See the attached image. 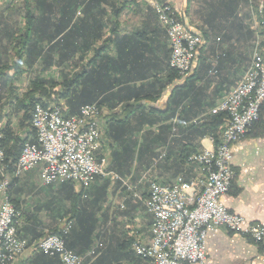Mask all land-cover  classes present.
<instances>
[{
  "label": "crops",
  "instance_id": "crops-1",
  "mask_svg": "<svg viewBox=\"0 0 264 264\" xmlns=\"http://www.w3.org/2000/svg\"><path fill=\"white\" fill-rule=\"evenodd\" d=\"M9 1L6 0L0 6L4 8L0 16L8 13L6 7ZM153 1L134 0L130 7L116 17L110 11V6L105 5L107 12L102 20V36L91 40L86 48L76 50L67 69L70 77L84 67V74L78 79L83 81L82 101L101 103L103 147L98 156L105 154L109 168L123 178H128V182L142 196L148 189V180L156 179L168 184L178 175L190 180L198 174L197 164L189 156L205 147L215 146L220 129L215 134L202 135L199 131L190 133L187 129L189 123L196 120L201 122L200 119L219 103L225 92L240 81L251 66L253 50H257V45L249 47L245 39H240L237 42L239 55L233 51L228 58L219 62L218 56H224L223 50L236 43L234 39L218 43L219 39L215 37L212 46L206 47V43L192 62L189 75L196 71L198 79L186 83L184 75L171 79L167 65L170 55L167 34L152 12ZM159 1L170 3L180 10L188 27L200 33L203 25L199 13L202 0ZM256 1L240 0L237 6L240 12L249 11L247 22L250 28L255 21L251 15ZM14 16L10 13L6 22L14 25ZM17 23L21 25V22ZM112 25L115 27L114 32L111 31ZM1 27L0 23V31ZM7 44L6 38L0 35V56L4 60L12 56ZM199 56L204 58L205 64L202 59L198 63ZM24 68L20 79L14 82L19 95L25 89L20 87L24 79L22 76L28 72L27 67ZM8 72L12 70L8 69ZM77 89L80 91V87ZM59 101L65 102L63 99ZM9 107L10 104H7L3 114L8 115ZM22 113L19 110L9 117L4 115L0 120V128L8 125L18 136L28 137L25 129L19 126ZM232 165L235 176L229 192L222 198L225 205L231 211L243 215L247 223L264 226V107L260 121L234 145ZM104 183L107 184L106 199L101 210L96 213L97 224L91 238L99 239V248L102 247L101 238L105 231L107 235L111 233L110 225L114 217L113 222L117 223L114 234L121 232L133 239L136 233L143 241L148 240L152 215L121 181L96 177L80 199L97 197V187ZM70 184L74 189V185ZM60 186V183L42 185L35 168L23 172L17 183L9 188L10 196L22 212L19 232L28 241L43 236L47 230L45 227H53L64 221L70 201L61 199L64 193L60 192ZM114 209L118 211L112 214ZM104 211H108V217ZM71 235L73 238L76 234L72 232ZM87 241L88 237L85 239ZM81 249H84L81 243L74 245V250L80 251L78 254L86 251ZM103 249L105 251L99 259L92 255L84 264H148L146 260L135 256L131 246L123 250L116 242L107 243L106 239ZM74 250L71 251L76 253ZM206 252L211 264H264V240L254 242L225 227L207 231ZM32 254L34 252H26L13 264H26ZM49 263L47 260L41 264Z\"/></svg>",
  "mask_w": 264,
  "mask_h": 264
},
{
  "label": "built area",
  "instance_id": "built-area-1",
  "mask_svg": "<svg viewBox=\"0 0 264 264\" xmlns=\"http://www.w3.org/2000/svg\"><path fill=\"white\" fill-rule=\"evenodd\" d=\"M152 7L167 34L169 67L183 75L198 55L202 36L188 27L170 3L153 1ZM258 12L264 23V0H259ZM263 104L264 56L255 50L250 68L209 111L223 113V123L215 146L189 156L197 164L198 174L190 180L178 175L168 184L148 180V189L142 196L128 178L109 168L105 154L98 156L103 140L102 108L97 103L84 104L76 114L68 115L63 101L48 106L36 102L34 105H41V112L32 115L31 109L34 141L24 143L11 170H8L0 128V264L15 263L26 250L57 255L62 264H82L100 246L97 241L86 254L80 255L68 249L59 234L48 233L31 244L20 236L21 210L11 200L7 186H11L13 178L35 168L42 185L70 182L80 194L96 177L121 181L152 215L148 240L143 241L135 233L131 245L135 254L148 264H211L207 258L206 235L208 230L220 227L254 242L263 241L264 226L247 223L243 215L231 211L222 199L235 176L234 145L259 119ZM68 228L69 224L64 232Z\"/></svg>",
  "mask_w": 264,
  "mask_h": 264
},
{
  "label": "trees",
  "instance_id": "trees-1",
  "mask_svg": "<svg viewBox=\"0 0 264 264\" xmlns=\"http://www.w3.org/2000/svg\"><path fill=\"white\" fill-rule=\"evenodd\" d=\"M132 3H134V0L9 1V6L11 7H6V12L8 13L5 14L6 16H0V23L2 24L0 35L2 38H6L7 45L10 47L11 51H13V54L10 56V59L6 58L5 60L0 56V120L6 115V113L3 114V112L7 104H10L8 115H6L8 117L11 116L12 113L22 110L23 113L19 119V126L25 129L29 138L26 136L23 138L18 136L8 125L3 129L1 128L3 132L2 146L6 153L8 170H11L12 165L17 161L24 143L34 141V131L30 125V114L36 102L48 106L57 102L56 99H63L68 106V115L76 114L82 105L89 103L82 101L83 81L78 80L79 77H82L84 74V67H81L80 72H78L80 74L77 73L75 76L69 77L67 66L66 71L63 70L60 74L59 80L55 79L49 73L46 76H42V73L46 72L56 59L57 63H68L76 50L86 48L91 44L89 43L91 40L95 41L102 36V28L104 25L102 20L107 12L105 5L110 6V11L113 13V16L116 17L125 8L130 7ZM239 3L240 0H202L201 10H199L203 20V25L199 33L202 36V43L198 48L199 53L201 49L206 46V43V47H211L213 41H215V37H218V43L229 41V39H234L236 43L235 45L231 44L229 49L223 50L224 56L221 57V55H219L218 61L228 58L233 51L239 55V44H237V42L240 39H245L247 41L246 45L252 47V43L255 41V33L250 28L249 22H247L250 17L249 11L247 12V10L242 9L243 11L240 12L237 9ZM102 5H104V7ZM152 12H154L157 18L154 9H152ZM10 13L15 15L14 18L21 17L24 21L23 27L18 26L17 22H15L14 25H10L6 22V18L10 16ZM258 20L262 25L261 34L264 37V23L259 15ZM160 27L163 28L161 25ZM221 30L222 34L220 33ZM111 31H115L114 25H112ZM261 45H263L264 48V40H262ZM262 52L264 54V50ZM201 59L202 63L205 64V60L202 56H199L198 63L200 64ZM8 61H11L10 66L8 65ZM167 65L171 79L183 77L184 75L186 83L191 80L194 82V80L199 78L196 71H193L191 75H189L190 70L180 75L176 70L169 67V64ZM24 67H27L33 76L29 79V83L26 85L22 94L19 95L16 92L14 82L20 79L25 70ZM8 69H11L12 72L9 73ZM78 87H80V91L77 89ZM190 90L191 88H189V91ZM52 93L56 95L55 98L51 96ZM44 99L46 100L44 101ZM97 104L100 106L101 103L98 102ZM263 107L264 104L261 106L259 119L253 126L260 121ZM200 120L202 121L198 122V120H196V122L189 123L187 129L190 133L199 131L202 135L205 133L215 134L223 123V113L211 114L208 112L207 115ZM12 180L11 186L17 183L19 177L13 178ZM60 184L59 190L64 193L61 199H68L70 201L68 214H66L64 221H61L59 225L45 228H47L49 233L61 235L68 249L74 250V245L76 243H81V246L84 248L81 250H86L85 252H87L96 243L95 241L93 242L94 237L93 239L91 237L97 224L96 213L101 210L103 201L106 199L107 184L104 183V185L98 186L97 197L88 198L87 200L80 199L82 194L75 192L70 182ZM129 193L127 192V194ZM11 200L19 207L12 197ZM108 211H104L105 214H107ZM117 211V209H114L111 213L113 214ZM104 218L105 220L107 219L106 215ZM20 219H22V212ZM114 219L113 217V220ZM113 220L110 225L112 226L111 233L107 235L105 231L101 239L103 240V244H106L107 239V243L116 242L118 246L125 250L131 246L132 238L127 237L121 232L114 234L113 230L117 223L113 222ZM67 224H69V228L64 232V228ZM18 228L20 231V224ZM72 232L76 234L73 235V238L71 237ZM20 236L27 239L23 234H20ZM87 237L89 241L85 242ZM31 242L33 241H28L29 244ZM98 242L101 243V241ZM103 244L102 247L97 248V253L94 255L95 258L99 259L103 255L107 248L106 246L105 249H103ZM75 252L77 253L80 251ZM135 256L139 259H143L136 254ZM86 259L87 257L82 264H84ZM47 260L52 264H60V260L56 255H48L41 252H34L27 260L26 264H41L42 262L45 263Z\"/></svg>",
  "mask_w": 264,
  "mask_h": 264
},
{
  "label": "rangeland",
  "instance_id": "rangeland-1",
  "mask_svg": "<svg viewBox=\"0 0 264 264\" xmlns=\"http://www.w3.org/2000/svg\"><path fill=\"white\" fill-rule=\"evenodd\" d=\"M155 1H159V0H155ZM4 2L6 3V0H0V6L1 5H4ZM254 6L252 7V15H251V17H252V19L253 20H255L254 21V23L251 25L252 27V30L254 31V33H255V41H253V43H252V45H257V51L258 50H261L262 48H263V45H261V42H262V40H264L263 38V35L261 34V29H262V25H261V23L259 22V20H258V15H259V12H258V4H259V0H257L256 2H254ZM175 8V7H174ZM2 9L4 10V8L3 7H1L0 8V13H2ZM180 11V10H179ZM178 11V12H179ZM260 16V15H259ZM12 19L13 20H15V22H21L20 24V27H23V21H21L20 20V18L18 17V18H14V17H12ZM261 19H262V17H261ZM262 21H263V19H262ZM262 50H264V48L262 49ZM255 52V50H253V52L252 53H254ZM10 54H13V51H11V53ZM53 64H52V66L48 69V70H46V72H44V73H42V76H46L48 73L51 75V76H53L55 79H58L59 80V78H60V74L62 73V71L64 70V71H66V69H67V66H68V63L66 62V63H64V64H60V63H57V59L56 60H54L53 62H52ZM33 76V74L31 75V73H30V71L28 70V72H27V74L25 75V76H22V77H24V79H22L21 80V82H20V87H21V89H24V88H26V85L29 83V79L31 78ZM57 88H58V86H57ZM52 97H54L55 98V94L54 93H52V95H51ZM46 99H44V101H45ZM58 102H59V99H56ZM61 100V99H60ZM63 104H64V109L66 108V110L68 111V106L65 104V102H63ZM104 180H108V179H104ZM76 192V191H75ZM8 193H9V190H8ZM80 194V193H79ZM113 204V203H112ZM116 204V203H115ZM115 204H113V205H115ZM49 232H48V230H46L45 231V234L43 235V236H45L46 234H48ZM42 236V237H43ZM41 238V237H40ZM39 239V238H38ZM95 240V242H97V241H100L99 239H94ZM132 242H133V239H132ZM32 243V242H31ZM30 243V244H31ZM131 245H132V243H131ZM26 252H28V251H24L23 252V254H26ZM23 254H22V256H23ZM44 254V253H43ZM77 254V253H76ZM85 254H86V252H85ZM80 255H83V254H80ZM57 256V255H56ZM88 258V257H87ZM60 259V258H59ZM61 261V260H60ZM83 263V262H82ZM61 264H62V262H61Z\"/></svg>",
  "mask_w": 264,
  "mask_h": 264
},
{
  "label": "bare ground",
  "instance_id": "bare-ground-1",
  "mask_svg": "<svg viewBox=\"0 0 264 264\" xmlns=\"http://www.w3.org/2000/svg\"><path fill=\"white\" fill-rule=\"evenodd\" d=\"M41 112V105H34L32 108V115H39V113ZM10 186H7V193L9 190Z\"/></svg>",
  "mask_w": 264,
  "mask_h": 264
}]
</instances>
